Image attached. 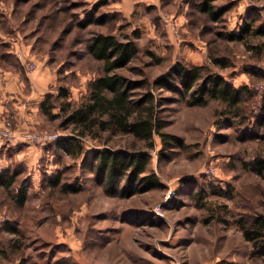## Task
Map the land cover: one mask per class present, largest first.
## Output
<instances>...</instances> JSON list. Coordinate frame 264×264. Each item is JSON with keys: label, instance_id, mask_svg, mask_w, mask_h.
<instances>
[{"label": "rangeland", "instance_id": "obj_1", "mask_svg": "<svg viewBox=\"0 0 264 264\" xmlns=\"http://www.w3.org/2000/svg\"><path fill=\"white\" fill-rule=\"evenodd\" d=\"M199 1L0 0V117L15 130L23 125L11 107L26 98L14 90L30 93L35 76L48 79L37 93L40 102L59 87L67 93L52 109L56 116L45 115L39 102L37 120L17 133L75 135L58 104L69 101L71 110L82 103L89 82L102 74V62L86 49L97 32L135 41V58L119 71L132 79H155L179 61L247 85L252 94L241 116L233 117L217 100L195 105L188 94L154 89L163 130L182 144L164 147L155 135L149 169L161 186L127 197L106 194L81 161L95 148H145L132 134L93 127L91 135L77 138L81 157L57 147V140L39 145L0 138V171H17L13 188L27 191L25 204L17 206L0 187V264H264L241 228L264 215V173L252 166L255 157L264 159L254 118L264 95V34L228 38L242 27L264 29V0H215L224 10L218 20L199 12ZM101 15L105 24L88 23ZM163 15L175 22L176 33L165 27ZM19 52L36 64L34 72L26 71ZM12 77L19 83L9 87ZM56 175L78 190L50 186Z\"/></svg>", "mask_w": 264, "mask_h": 264}, {"label": "trees", "instance_id": "obj_2", "mask_svg": "<svg viewBox=\"0 0 264 264\" xmlns=\"http://www.w3.org/2000/svg\"><path fill=\"white\" fill-rule=\"evenodd\" d=\"M214 1L200 0L196 3V8L211 19L218 20L224 10L216 9ZM107 21V16L101 15L90 18L88 23L103 25ZM80 25L85 26L86 23ZM249 27H242L239 33L229 34L228 38L242 40L247 35L264 34V29L260 27L252 30ZM86 49L94 59L102 62L103 72L89 82L88 95L82 103L71 110H68L69 101L58 104L59 108L66 112L64 122L72 124L76 133L57 139L56 146L73 157H81L83 147L77 145L79 142L77 138L91 135L93 133L91 129L98 126L101 130L110 129L132 134L144 141L147 144L146 149L102 147L95 148L89 156H83L81 161L83 166L89 169L96 184L101 185L110 196L127 197L161 186L156 174L149 169L151 154L148 150L154 148L155 135L160 138L164 147L182 144L180 137L163 130L165 123L157 115L158 99L153 92L154 89L188 94L190 102L195 105L217 100L233 117L241 116L243 112L240 110L241 106L252 95L247 85L234 86L219 73L205 71L201 65L189 66L179 61L155 79L145 76L141 79H132L125 76L119 71L133 61L138 47L135 41L120 40L111 32L93 34L87 41ZM138 89L141 91H136ZM66 95L62 87L58 88L56 95L46 93L40 102L41 111L45 115L56 116L58 113H52V109L57 106L58 99ZM254 118L259 128L257 135L264 139V95ZM252 166L259 174L264 173V159L255 157ZM18 176L19 173L15 170L6 168L0 171V187L14 198L17 206H23L27 198L25 187L17 184L18 187L13 188L18 182ZM50 184L52 187L61 184L65 191L78 190L70 184L61 183L59 175H56ZM4 228L12 233L17 232L13 225L6 222ZM241 228L244 239L253 242L255 248L253 253L264 255V215L253 217L249 224H244ZM2 242L5 241L0 240V243Z\"/></svg>", "mask_w": 264, "mask_h": 264}, {"label": "built area", "instance_id": "obj_3", "mask_svg": "<svg viewBox=\"0 0 264 264\" xmlns=\"http://www.w3.org/2000/svg\"><path fill=\"white\" fill-rule=\"evenodd\" d=\"M162 18L165 27L172 33H176L177 28L172 18H169L167 15H163ZM18 58L27 72L32 73L36 70V64L32 60H22V55L20 52L18 53ZM0 138L9 142L43 145L45 142L56 141L60 138V135L58 132L47 133L36 130H26L17 133L15 128H13L12 121L8 117H0ZM3 220L4 217L0 215V223Z\"/></svg>", "mask_w": 264, "mask_h": 264}, {"label": "crops", "instance_id": "obj_4", "mask_svg": "<svg viewBox=\"0 0 264 264\" xmlns=\"http://www.w3.org/2000/svg\"><path fill=\"white\" fill-rule=\"evenodd\" d=\"M41 77L36 78V76H35L33 79H31L30 85L32 87V91L28 94L23 95L18 88L16 90H14L15 93L19 92L21 96L26 98L24 103L22 101H19V102L15 103L14 108L11 107L12 110L15 109V111H13L15 115H17V113H18L21 116V121L23 123V125H21V126L16 124L18 127V130H16V131H19V129L26 128L28 123L34 124V122L37 120V114L38 113L36 110L39 109V102H40L38 97H37V93H38V91L46 90L44 87H48V79H45V75L41 76ZM18 83H19V81H17V77H12V79L7 83V85L9 87H13V86H17ZM31 150L35 151L36 153L39 152L38 148H36V147H34V148L32 147Z\"/></svg>", "mask_w": 264, "mask_h": 264}]
</instances>
